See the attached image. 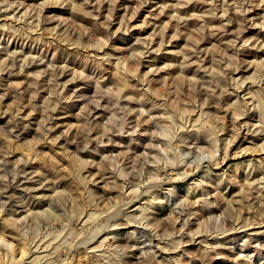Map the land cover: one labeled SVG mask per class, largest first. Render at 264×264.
Here are the masks:
<instances>
[{
  "label": "rangeland",
  "instance_id": "374dc122",
  "mask_svg": "<svg viewBox=\"0 0 264 264\" xmlns=\"http://www.w3.org/2000/svg\"><path fill=\"white\" fill-rule=\"evenodd\" d=\"M0 264H264V0H0Z\"/></svg>",
  "mask_w": 264,
  "mask_h": 264
},
{
  "label": "bare ground",
  "instance_id": "6f19581e",
  "mask_svg": "<svg viewBox=\"0 0 264 264\" xmlns=\"http://www.w3.org/2000/svg\"><path fill=\"white\" fill-rule=\"evenodd\" d=\"M78 71V70H77ZM58 78V77H57ZM39 147V146H38ZM33 209V208H32ZM33 211V210H32ZM116 211V210H115ZM16 216V215H15ZM105 220V219H104ZM124 228V227H123ZM128 228V227H127ZM95 230V229H94ZM105 230V229H104ZM106 232V231H105ZM108 232V231H107ZM103 232H99L96 236L102 235ZM110 233V231H109ZM105 235V234H104ZM109 235V234H108ZM107 236V235H106ZM102 238V237H101ZM105 238V237H104ZM107 238V237H106ZM102 242V241H101ZM104 243V242H103Z\"/></svg>",
  "mask_w": 264,
  "mask_h": 264
}]
</instances>
